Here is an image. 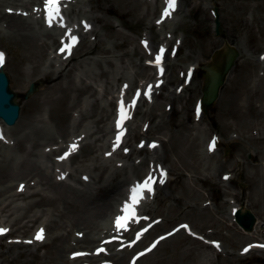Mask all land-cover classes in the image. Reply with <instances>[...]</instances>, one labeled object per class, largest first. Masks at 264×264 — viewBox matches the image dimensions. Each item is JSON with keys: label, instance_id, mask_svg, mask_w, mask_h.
Returning a JSON list of instances; mask_svg holds the SVG:
<instances>
[{"label": "rangeland", "instance_id": "rangeland-1", "mask_svg": "<svg viewBox=\"0 0 264 264\" xmlns=\"http://www.w3.org/2000/svg\"><path fill=\"white\" fill-rule=\"evenodd\" d=\"M23 1L24 5L21 0H0L2 12L38 22L33 29L17 33L0 20V49L7 54L4 67L9 86L18 93L19 83L26 84L17 97L19 123L6 128L13 143L0 142V164L12 169L10 177H0V223L11 226L9 237H25L41 221L46 240L32 245L4 241L0 264H76L97 257L111 264H127L134 251L182 221L220 244L210 246L182 231L166 237L137 264H264V248L242 252L244 245L264 239L260 165L264 161V59L259 58L264 52V0H176L167 17L163 16L165 0H62L59 14L63 11L65 18L76 20L81 30L74 56L82 58V52H92L85 60L75 61L79 64L74 72L73 60L69 71L62 69L59 60L50 57L45 62L56 39L44 42V31L59 37L63 28L44 24L40 12L33 10L39 0ZM109 7L116 13L109 12ZM213 7L222 37L214 35ZM121 11L128 15L122 17ZM142 37L170 45L163 57L162 85L159 93L139 101L137 116L130 121L137 132L126 137L116 152L113 133L118 110L113 95L124 70L130 87L153 78V68L146 67L140 55L146 51ZM224 41L237 45L240 56L212 107L196 115L202 65ZM51 63V74L56 76L59 70L63 77L58 85H54L57 80H46ZM37 79L42 82L24 98L29 83ZM129 96L125 91L123 99ZM140 127L147 135L138 136ZM214 135L220 141L210 151L207 140ZM72 138H77L76 150L58 159L56 149ZM139 138L157 139L159 147L146 150L140 147ZM156 164L163 167V176ZM67 168L73 173L71 181H57L58 173ZM150 172L158 177L159 186L144 210L161 220L134 246L117 250L115 256L69 258L74 247L93 250L103 236L116 231L114 219L121 214L126 184ZM81 173L89 181H79ZM224 173L230 176L225 179ZM43 175L48 176L47 184ZM22 181L25 195L12 196L13 187ZM79 201L86 206L77 205ZM104 201L109 207L101 223L93 228L83 220L74 223ZM237 203L250 209L259 222L254 233L230 218V207ZM61 245H67L64 251L57 250ZM118 246H110V253Z\"/></svg>", "mask_w": 264, "mask_h": 264}, {"label": "water", "instance_id": "water-1", "mask_svg": "<svg viewBox=\"0 0 264 264\" xmlns=\"http://www.w3.org/2000/svg\"><path fill=\"white\" fill-rule=\"evenodd\" d=\"M216 36L221 35V24L218 15L215 18ZM240 51L234 44L224 41V46L217 48L212 53V60L202 66L204 70V85L202 87L203 110L212 107L219 96L220 89L234 67ZM214 58V59H213ZM211 64V65H210ZM37 89V83L31 82L23 97L27 98ZM18 93L9 86V77L4 70H0V119L6 125H13L19 117L20 103L17 101ZM237 221L245 231H252L255 216L248 208L239 209Z\"/></svg>", "mask_w": 264, "mask_h": 264}, {"label": "bare ground", "instance_id": "bare-ground-1", "mask_svg": "<svg viewBox=\"0 0 264 264\" xmlns=\"http://www.w3.org/2000/svg\"><path fill=\"white\" fill-rule=\"evenodd\" d=\"M14 1H16V2H19L20 0H4V2H9V3H13ZM21 5H24V1L23 0H21V3H20ZM108 11L109 12H112V13H116V11H114V8H112V7H109L108 8ZM122 13H120V15L122 16V17H124V15L126 14V15H128V12H126V11H121ZM68 14H70V13H68ZM119 14V13H118ZM46 15V14H45ZM0 20H1V22H3V23H5V27L7 28H10V29H12V30H14L15 32H17V33H21V32H23V31H25V30H28L29 28H31V29H33V27H34V25L35 24H38V22L37 21H33V20H31V19H29V18H26V17H23V16H20V15H16V14H7L6 12H2L1 10H0ZM44 36H45V41L44 42H47V41H49L50 43H52L53 41H54V39H55V37L52 35V33L50 32V31H44ZM143 46H144V50H146L145 52H142V53H140V55L142 56V58H143V56H144V59H146V58H153L151 61H148V62H150L151 64H156L155 63V57H156V55L157 54H159L160 53V49L163 47V40L160 42V41H158V42H149L148 44H147V46L146 45H144L143 44ZM58 47V44H55V45H53L52 47H49V48H53V49H56ZM47 51V50H46ZM52 51H54V50H52ZM75 51H76V49H75ZM90 53H92L91 52V50L89 51ZM88 51H84V52H82L81 53V57L83 58V60H85L86 58H88L89 57V55L90 54H88L89 53ZM103 52H106L105 50H103ZM46 55H47V57L45 58V61H49V58L51 57V51L49 52V53H46ZM82 58H78V57H76V56H74V54L71 56V58L69 59V60H67V61H65V62H63L62 63V69L63 70H70L71 68L69 67V65H70V61H72L73 60V62H71V64H73V67H72V69H73V72L75 71V66H76V64H79L78 62L76 63L75 61H77V60H81ZM214 59V58H213ZM212 60V55H211V58H210V61ZM153 61V62H152ZM208 62V61H207ZM52 64L53 63H51L50 65H49V67H50V70L47 72V74L45 75L46 76V80H47V82H53V81H55V80H57L56 81V83L54 84V85H58L59 84V82H60V78L62 77L61 76V71H59V70H56V76H53L52 74H53V72H54V70L53 69H51V66H52ZM206 64V63H205ZM144 65L146 66V67H151V68H153L152 69V72H153V76L156 74V73H160L161 71H162V63H161V61H160V64L159 65H155V66H149V65H147V64H145L144 63ZM211 65V64H210ZM67 71V72H68ZM125 72H126V70H124V73H123V76L121 77V78H126V75H125ZM52 73V74H51ZM67 74V73H66ZM65 74V75H66ZM104 75V74H103ZM119 76V75H118ZM117 76V77H118ZM150 76V74L148 75H146L145 77H149ZM116 77V78H117ZM62 79H63V77H62ZM61 79V80H62ZM203 79H204V73H203ZM37 82L38 83H40V82H42L40 79H37ZM203 85H204V81H203V83H202V87H203ZM223 87V86H222ZM222 87H221V89H222ZM25 88H26V84H20L19 83V85H18V96H21V93L25 90ZM220 89V90H221ZM203 114H204V112H203ZM135 116H137V115H135ZM134 116V117H135ZM105 117V115L103 116V117H101V119H103ZM133 117V118H134ZM106 119V118H105ZM19 120H20V117L16 120L18 123H19ZM1 121V120H0ZM1 124H3L2 123V121L0 122ZM4 125V124H3ZM131 125V124H130ZM5 126V125H4ZM142 128H140V130H141ZM137 132V130L136 129H133L132 128V130H131V133H136ZM73 133V132H72ZM131 133H130V135H131ZM138 135H142L141 133H139L138 132ZM69 136V135H68ZM67 139V137L66 138H64L62 141H65ZM62 150V149H61ZM24 169H26V167L24 168ZM12 169H5L4 167H2L1 166V164H0V177H10V175H12V173L11 172H8V171H11ZM44 176V178H45V181H44V183L45 184H47V182H48V180H46V178L48 177V176H45V175H43ZM14 178V177H13ZM17 185H18V183L13 187V192L11 193V195L12 196H16V197H20L21 196V192H20V190L17 188ZM22 195H25V194H22ZM80 203H77V205H83L84 207L86 206V203H82V201H79ZM233 205V209L235 208H237V207H239L240 206V204L239 205H236L235 206V204H232ZM108 207H109V203H108V201H104L103 203H101V204H99V205H96L95 206V208L92 210V211H90L89 213H87L86 215H84V216H79V217H77L76 219H78V218H80L78 221H76V219H75V221L76 222H74V223H77V224H79V222L81 221V220H83L87 225H86V227H90V228H93V227H95L98 223H99V221H100V223H101V221H103V219H104V217H105V215H106V211H107V209H108ZM232 207V206H231ZM230 207V208H231ZM242 207V206H241ZM80 215V214H79ZM257 224H259V222H257L255 225H254V229L251 231L252 233H254L255 231V229H256V226H257ZM41 225V221L40 222H37L36 224H34L31 228L32 229H35V228H38L39 226ZM78 231V230H77ZM17 237H19V235H17ZM89 240V238L87 239V241ZM63 242H66V239H65V241H63ZM161 243V242H160ZM159 243V244H160ZM66 244V243H65ZM158 244V245H159ZM17 245V244H16ZM67 247V245L65 246V245H61L60 247H57V250H62V251H64V249ZM146 256V255H145ZM145 256H142L140 259H138V260H142ZM118 257V256H117ZM123 256H119L118 257V259L119 258H122Z\"/></svg>", "mask_w": 264, "mask_h": 264}, {"label": "snow or ice", "instance_id": "snow-or-ice-1", "mask_svg": "<svg viewBox=\"0 0 264 264\" xmlns=\"http://www.w3.org/2000/svg\"><path fill=\"white\" fill-rule=\"evenodd\" d=\"M44 3H45V20L46 22L49 24V26L51 27L52 26V20L54 18V16L58 15L59 14V4H60V0H44ZM165 3L167 5V7L164 9V12H163V16L167 17L171 14V11H173L175 9V6H176V0H165ZM11 11V10H10ZM160 21H157V23H159ZM63 26V25H61ZM85 29H87L89 26L87 24L84 25ZM71 39L73 41H76L77 40V37L76 36H72ZM147 46V45H146ZM72 47V45H68L67 47H62L60 49L61 52H64L66 50H70V48ZM164 49L161 48L160 49V53L156 55L155 57V63L157 65L160 64V61H161V55L163 53ZM3 59H4V54L3 53H0V63H3ZM261 59H264V57H261ZM150 90H151V86H149V91H146L144 93L145 96L149 95L150 93ZM140 93L138 92L137 93V96H139ZM135 103V100H133V105ZM128 116L124 110V106L123 104L121 103V107H120V110H119V117L116 121V127H117V135H116V138H115V142H114V147H113V151H115L116 147L119 146L120 144V141H121V137L123 136V129H122V124H123V121L125 119H127ZM0 139H3L2 136H0ZM215 143V140H213L212 143H210L209 145V150L211 151L212 150V147ZM149 147H156L155 144H152V145H149ZM77 148V145L73 144L69 147V151L66 152L63 156L61 157H58V159H66L70 154L71 152L75 151ZM125 152H127V149H124ZM107 155H110V153H108ZM164 173L162 172L161 173V176H163ZM60 179H63L64 177L61 176L59 177ZM84 179H87V177H85ZM225 179H227V177H225ZM154 182L153 180V177L151 174H149V176L142 182V183H139V184H136L134 185L130 191H131V195L129 197V201H126L121 209V212L124 213L123 216L121 215H118L116 216L115 218V225H116V228L117 230L119 231L120 229H125L127 230L126 228V222L131 220V219H134L136 217V212L134 211L135 209V206L139 203L140 199H142V193L144 192H147V193H151L152 191V183ZM160 182L162 183L163 181L160 180ZM23 189V185H21V190ZM143 219H147V217H144ZM149 227H151V225H149ZM181 228L183 229H187L188 226L187 225H181L180 226ZM7 231V229H4V228H0V235H3L5 232ZM148 231V228H143L140 232H137L136 233V239H139L141 237V235L144 233V232H147ZM43 232L44 230L43 229H40L37 231L34 239L35 240H42L44 237H43ZM169 235H172V233H169ZM165 239V237L161 236L160 237V240H163ZM26 243H31V241H26ZM107 243V241L105 242ZM159 243V241L153 243L151 245L150 248H148L146 251H151L153 248L156 247V244ZM131 246V245H129ZM261 247H264V245H262ZM98 252H102L104 251L103 248H100L97 250ZM244 251H248V249L246 248ZM76 256H79V255H83V253H76L74 254ZM139 255L143 256L144 253H140Z\"/></svg>", "mask_w": 264, "mask_h": 264}]
</instances>
